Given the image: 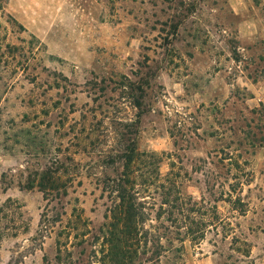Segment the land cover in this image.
<instances>
[{
	"label": "rangeland",
	"instance_id": "obj_1",
	"mask_svg": "<svg viewBox=\"0 0 264 264\" xmlns=\"http://www.w3.org/2000/svg\"><path fill=\"white\" fill-rule=\"evenodd\" d=\"M129 139L140 263L264 264V0H0V264H103Z\"/></svg>",
	"mask_w": 264,
	"mask_h": 264
},
{
	"label": "trees",
	"instance_id": "obj_2",
	"mask_svg": "<svg viewBox=\"0 0 264 264\" xmlns=\"http://www.w3.org/2000/svg\"><path fill=\"white\" fill-rule=\"evenodd\" d=\"M133 82L128 77H123L119 83L121 93L129 99L131 106L140 111L143 107V101L146 97V88ZM145 86V85H143ZM148 88L150 84H147ZM252 114L255 111H251ZM142 113L139 112L136 116L138 119L136 123L129 124L127 127H138ZM247 123L246 120L238 121L237 124ZM247 128L250 125H246ZM135 131L138 133V128ZM244 133V131H242ZM125 136V135H123ZM256 138V137H254ZM257 139V138H256ZM264 140H261L262 144ZM127 145L123 144L122 151L117 156L120 161H123L125 172L115 179H110L112 185H109L111 194H116V202L114 207L110 210L111 222L109 231L105 237V243L108 247L107 252L103 257V264H142L140 255H146V252H141L142 247L146 245L147 237L145 236L144 225L148 220L146 215V207L139 200L137 194L134 192L132 175L136 171L135 165L141 160V156L137 151L135 140H127ZM117 160V159H116ZM51 170H45L40 177L37 187L46 195L58 192L60 188L67 187L65 181L62 183L60 177L53 175ZM173 184V183H172ZM65 187V188H66ZM33 188V186L29 187ZM59 194V192L57 193ZM171 192L167 195L171 197ZM176 200H178L176 198ZM176 202V201H175ZM168 204V200L164 202ZM71 232V231H70ZM143 245V246H142ZM139 262V263H138Z\"/></svg>",
	"mask_w": 264,
	"mask_h": 264
}]
</instances>
